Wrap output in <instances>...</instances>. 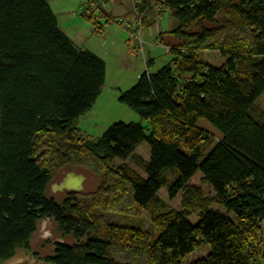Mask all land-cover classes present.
Segmentation results:
<instances>
[{"label":"trees","instance_id":"1","mask_svg":"<svg viewBox=\"0 0 264 264\" xmlns=\"http://www.w3.org/2000/svg\"><path fill=\"white\" fill-rule=\"evenodd\" d=\"M86 3L82 16L103 33L114 16L99 0ZM165 11L176 24L157 40L170 61L139 74L117 97L147 126L117 121L88 140L77 122L101 91L104 60L73 44L46 0H0V264L29 248L40 218L82 236L91 222L101 228L105 213L140 217L150 203L155 232L141 221L109 224L101 240L80 250L58 245L48 261L264 264V118L253 113L264 93V0H134L135 29ZM206 50L224 61L206 63ZM199 119L216 129L217 140ZM144 142L143 176L111 165ZM65 165L90 168L103 182L92 195L55 200L47 189ZM196 174L212 194L191 182ZM161 188L169 199L180 193V210L167 208ZM203 243L209 251L183 263Z\"/></svg>","mask_w":264,"mask_h":264},{"label":"rangeland","instance_id":"2","mask_svg":"<svg viewBox=\"0 0 264 264\" xmlns=\"http://www.w3.org/2000/svg\"><path fill=\"white\" fill-rule=\"evenodd\" d=\"M53 12L55 13L59 27L69 36L73 44L80 48L91 50L100 56L105 63V78L101 88V92L95 99L92 106L84 112L78 119L77 125L80 133L85 139L93 140L100 136L102 132L113 122H141L147 126V119L142 118L137 112L132 110L126 104L117 100L118 94L130 88L137 80V74H141L145 70L155 72L161 66L167 64L171 59V54L167 51L165 43L156 40L158 31L155 25L145 26L140 28L142 41H138L136 37L137 29L135 22L130 20L131 8L129 0H99V4L105 10H108L115 20L105 24L104 32L96 33L92 24L87 21L82 12L87 8L86 0H46ZM108 7V8H106ZM135 19V18H134ZM104 23L103 18L98 19ZM163 30H167L175 26V19L168 13L164 12L161 18ZM142 43V45H141ZM204 60L206 63L219 66L224 58L217 51H203ZM153 58L154 62L145 64V60ZM121 90V91H118ZM254 117L258 120L264 118V93L260 94L254 103ZM198 126L203 128L214 140L219 138V133L216 129L204 119L198 120ZM147 131V130H146ZM148 159V145L146 142L138 146L135 152L125 160L115 159L111 163L116 167L120 164H125L134 173L143 176V163ZM75 170L83 173V189L81 196L92 195L102 184V177L93 172L90 168L83 166L71 167L65 165L60 168L54 175L52 182H58L65 171ZM191 182L200 185L205 194H212L211 188L201 183L200 174H196ZM161 188L158 192L159 197L165 200L168 207L180 210V193L173 199H169L166 191ZM48 195H53L54 198L60 201L63 197L61 191H51L48 186ZM148 209L141 210L140 217H121L115 213H105V221L113 222L119 225L134 224L138 225L141 221L145 227L153 231L150 225L151 208L153 203H150ZM225 212L224 208H219L217 205L212 206ZM167 208H164L167 210ZM104 214V213H103ZM190 220L195 222V214L190 215ZM155 232V230H154ZM54 239H59L67 242H73L71 236L61 235L56 223L43 217L37 221L36 229L32 233L29 240V249L19 248L15 254L2 262L1 264H25L28 260L35 258L31 253L33 250L39 251L42 255L51 253L52 242ZM209 251V246L203 243L199 248L191 251L184 259L183 263L192 261L205 255ZM37 263V262H36Z\"/></svg>","mask_w":264,"mask_h":264},{"label":"flooded vegetation","instance_id":"3","mask_svg":"<svg viewBox=\"0 0 264 264\" xmlns=\"http://www.w3.org/2000/svg\"><path fill=\"white\" fill-rule=\"evenodd\" d=\"M50 184H49L50 190L53 191L51 189V185ZM55 191H60V190H55ZM61 192H63L62 199L71 198L72 197L70 195L71 193H80V194L82 193L81 191H71V190L70 191L69 190H61ZM49 196L54 198L53 195H49ZM47 218L53 220L56 223L57 227H58L57 222L52 217H47ZM105 219L106 218H104V225L101 228H100V224L99 225H98V223L92 224V222H91L90 223L92 225L91 228L88 229L82 236H74V235L69 234V233L68 234H64L63 230L58 228L60 233H61V235H63V236H71L73 242L70 243V242H67V241L54 239L53 242H52V251H51V253L46 254V255H42L39 251L33 250L31 254L35 258H33L32 260H28L25 264H54L51 261H48V258L53 256L54 251H55V249H56V247L58 245L70 246V247H74L76 250H80L82 248L81 246L85 245L88 240L89 241L90 240L91 241H93V240H101L98 235H102V234L106 235L107 232L109 231V229H107L109 224L119 225V224H116V223H113V222H106Z\"/></svg>","mask_w":264,"mask_h":264},{"label":"water","instance_id":"4","mask_svg":"<svg viewBox=\"0 0 264 264\" xmlns=\"http://www.w3.org/2000/svg\"><path fill=\"white\" fill-rule=\"evenodd\" d=\"M85 175L75 170L65 171L61 179L58 182H52L51 189L55 190H71L81 191L83 189V180Z\"/></svg>","mask_w":264,"mask_h":264},{"label":"crops","instance_id":"5","mask_svg":"<svg viewBox=\"0 0 264 264\" xmlns=\"http://www.w3.org/2000/svg\"><path fill=\"white\" fill-rule=\"evenodd\" d=\"M130 1V6H131V8H130V10H129V13H131V21L133 22V20H134V22H135V19H134V14H133V4H134V0H129ZM106 8H108V7H106ZM155 8H158V7H155ZM107 11H109V9L107 10ZM165 12H168V11H165ZM163 15H164V12L163 13H160V15H159V17L158 18H156L149 26H151V25H155V29H156V31H158V33L156 34L157 36H158V34L160 33V32H164V31H168V30H170L171 28H169V29H167V30H163L162 29V25H163V23H162V21H161V18L163 17ZM58 22V21H57ZM174 27V26H173ZM139 36H138V38L142 41V37H141V32H139V34H138ZM157 36H156V40H157ZM165 40L168 42V43H174V42H176L175 41V39L174 38H172V37H170V36H166L165 37ZM139 41V40H138ZM158 41V40H157ZM141 45H142V43H141ZM166 48H167V51L166 52H169L168 51V46L166 45ZM154 62V60H153V58H148L147 60H145V64L147 65V64H150V63H153ZM138 76H139V74H137V78H138ZM118 91H121V90H118ZM101 92V91H100ZM119 95V94H118Z\"/></svg>","mask_w":264,"mask_h":264},{"label":"built area","instance_id":"6","mask_svg":"<svg viewBox=\"0 0 264 264\" xmlns=\"http://www.w3.org/2000/svg\"><path fill=\"white\" fill-rule=\"evenodd\" d=\"M158 17H159V16H158ZM158 17H157V18H158ZM139 32H140V29H138L136 37H138V36H139V35H138V34H139ZM139 41H141V40L139 39Z\"/></svg>","mask_w":264,"mask_h":264}]
</instances>
